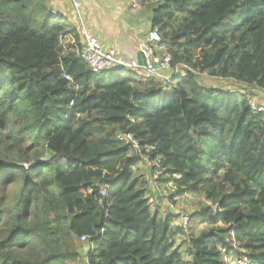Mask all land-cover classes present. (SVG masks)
Returning a JSON list of instances; mask_svg holds the SVG:
<instances>
[{
    "label": "trees",
    "instance_id": "obj_1",
    "mask_svg": "<svg viewBox=\"0 0 264 264\" xmlns=\"http://www.w3.org/2000/svg\"><path fill=\"white\" fill-rule=\"evenodd\" d=\"M149 10L178 70L168 84L96 74L51 0H0V264H81L83 236L90 264H264V111L252 106L264 96V0ZM121 134L175 195L204 198L185 227L153 208Z\"/></svg>",
    "mask_w": 264,
    "mask_h": 264
},
{
    "label": "built area",
    "instance_id": "obj_2",
    "mask_svg": "<svg viewBox=\"0 0 264 264\" xmlns=\"http://www.w3.org/2000/svg\"><path fill=\"white\" fill-rule=\"evenodd\" d=\"M76 19L78 20V28L82 37V51L81 57L88 64L92 72L96 74H101L103 72H109L112 70H130L137 73H143L149 78L156 79L168 84L171 82L172 77L178 73L176 67H173V57L169 53H164L160 48V43L162 42V37L160 32L157 29L148 30L144 41L140 45L139 54L141 55L143 63L136 59L127 60L119 55L117 49L115 48H106L102 45L97 36L90 33L85 27L83 17L81 14L82 9L87 0H69ZM148 0H130L132 10L137 11L141 10ZM54 15H57L58 11H53ZM75 43V40L71 35L64 34L60 36V42L62 45L67 44V42ZM186 69H189L187 66H183ZM170 72V75L167 73ZM260 112L264 109H256ZM119 140L125 142L129 145H132L136 154L139 155L140 160L152 166L154 163L150 160L149 156L145 155L140 149V144L134 139L131 134H121L119 135ZM147 153L150 150H146ZM157 164L160 163V160H157ZM176 180H179L181 176L176 175ZM169 188L172 193L177 191V185L174 182L170 183ZM106 191H104V194ZM189 222V217H183L182 225L186 226ZM90 238L83 236L81 238V243L88 244ZM86 254L81 258V264H90L89 256L94 253V247L90 244L87 245ZM237 264H246L245 262H237Z\"/></svg>",
    "mask_w": 264,
    "mask_h": 264
},
{
    "label": "crops",
    "instance_id": "obj_3",
    "mask_svg": "<svg viewBox=\"0 0 264 264\" xmlns=\"http://www.w3.org/2000/svg\"><path fill=\"white\" fill-rule=\"evenodd\" d=\"M51 3L53 10L78 25L69 0H51ZM129 8L130 5L123 0H87L82 17L87 30L97 36L104 47L117 49L119 55L127 60L136 59L143 63L139 54L144 41L141 33L152 27V14L146 8L137 11Z\"/></svg>",
    "mask_w": 264,
    "mask_h": 264
},
{
    "label": "rangeland",
    "instance_id": "obj_4",
    "mask_svg": "<svg viewBox=\"0 0 264 264\" xmlns=\"http://www.w3.org/2000/svg\"><path fill=\"white\" fill-rule=\"evenodd\" d=\"M125 4L130 5V10L133 9L130 3V0H123ZM158 0H148L146 4L144 5L145 8L149 10V6L156 3ZM142 8V9H143ZM81 14L83 16V12L81 11ZM76 17V16H74ZM151 28H148L146 31H143L141 33L142 39H145V36ZM170 72L167 73L169 75ZM199 81L201 84L208 86V87H215V88H223L231 91L238 92L239 94H242L245 87L238 86L234 82H227L223 80H216L212 79L206 75H199ZM252 106L256 109H264V96L263 95H257L253 99ZM152 166H148L145 162L142 160L139 161L138 168L135 169V174L138 176H142L145 180L149 182L148 190H149V198L151 201V204L154 209H158V211L163 215L167 216H173L177 220L175 222V226H183L182 225V219L183 217H189L191 214H194L195 212L201 211L207 203L205 202L204 198L199 195H193V194H183V195H175V193H172L169 185L167 183H161L159 180L160 178H165L163 175V172L161 173H152ZM185 227V226H184ZM204 225H200L197 227L196 232H199L200 230L204 229ZM184 238L179 237L177 245H182ZM87 245H82V257L86 254ZM235 262L231 263L234 264Z\"/></svg>",
    "mask_w": 264,
    "mask_h": 264
},
{
    "label": "clouds",
    "instance_id": "obj_5",
    "mask_svg": "<svg viewBox=\"0 0 264 264\" xmlns=\"http://www.w3.org/2000/svg\"><path fill=\"white\" fill-rule=\"evenodd\" d=\"M130 3H131V2H130ZM53 11H55V10H53ZM234 264H237V263L235 262Z\"/></svg>",
    "mask_w": 264,
    "mask_h": 264
}]
</instances>
